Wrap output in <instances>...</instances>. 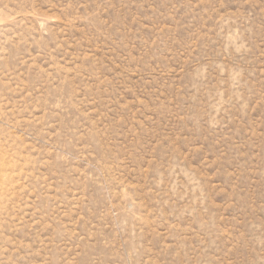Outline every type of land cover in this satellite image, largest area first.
I'll return each mask as SVG.
<instances>
[{"label": "rangeland", "instance_id": "374dc122", "mask_svg": "<svg viewBox=\"0 0 264 264\" xmlns=\"http://www.w3.org/2000/svg\"><path fill=\"white\" fill-rule=\"evenodd\" d=\"M0 264H264V0H0Z\"/></svg>", "mask_w": 264, "mask_h": 264}]
</instances>
